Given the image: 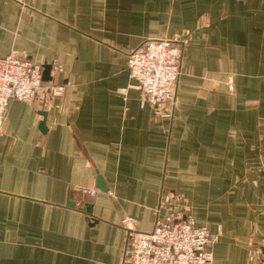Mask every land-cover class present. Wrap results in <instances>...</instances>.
Wrapping results in <instances>:
<instances>
[{
  "label": "crops",
  "instance_id": "0c3cea01",
  "mask_svg": "<svg viewBox=\"0 0 264 264\" xmlns=\"http://www.w3.org/2000/svg\"><path fill=\"white\" fill-rule=\"evenodd\" d=\"M160 38L181 47L171 120L127 66ZM11 51L56 60L65 89L8 103L0 264H117L122 218L151 231L156 210L218 234L212 264H264V0H0Z\"/></svg>",
  "mask_w": 264,
  "mask_h": 264
},
{
  "label": "built area",
  "instance_id": "2783aa9c",
  "mask_svg": "<svg viewBox=\"0 0 264 264\" xmlns=\"http://www.w3.org/2000/svg\"><path fill=\"white\" fill-rule=\"evenodd\" d=\"M180 57L181 47L170 38L147 40L128 54L129 76L140 91L139 107H148L160 119L173 117ZM51 66L52 72L62 71L56 60ZM42 71L41 64L21 52L0 55V139L10 100L44 102L63 94L65 86L44 80ZM95 193L88 191L90 196ZM155 215L151 231H140L135 219L122 218L127 245L117 264H212L218 234L196 225L191 215L171 211L160 216L158 210Z\"/></svg>",
  "mask_w": 264,
  "mask_h": 264
},
{
  "label": "water",
  "instance_id": "95a60500",
  "mask_svg": "<svg viewBox=\"0 0 264 264\" xmlns=\"http://www.w3.org/2000/svg\"><path fill=\"white\" fill-rule=\"evenodd\" d=\"M51 68H52V66L49 65V64L43 65L42 78H43L44 80H50V79H51V76H50ZM43 115H45V114L43 113ZM43 122H44V121L41 122V128H42V130H44V123H43ZM97 181H98L97 186H98L102 191H107V190H108V188L104 185V183H103V181H102V179H101L100 176H98ZM67 205H71V206H73L74 203H73V202H69V203H67ZM84 211H85L86 213H88V215L91 214V205H90V204H87V205L85 206V208H84Z\"/></svg>",
  "mask_w": 264,
  "mask_h": 264
}]
</instances>
